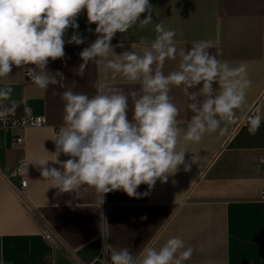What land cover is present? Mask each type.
Listing matches in <instances>:
<instances>
[{
  "label": "crops",
  "instance_id": "1",
  "mask_svg": "<svg viewBox=\"0 0 264 264\" xmlns=\"http://www.w3.org/2000/svg\"><path fill=\"white\" fill-rule=\"evenodd\" d=\"M149 2L152 23L143 29L136 25L117 33L111 43L124 45L115 48L117 54L131 50L141 37L151 43L156 35L155 23L161 20L166 28L176 31L178 50L191 48L193 42L211 40L214 47L209 51L219 60L233 66L245 62L248 66L252 85L245 105L235 110V116H244L252 109L264 116V0ZM77 23L79 28H69L65 39L75 31L84 42L66 43L65 57L48 65L49 70L63 74L64 78L56 77L57 84L40 89L25 80L24 68L14 67L6 78L13 93L11 100L3 103L11 105L14 100L17 104L7 119L20 118L28 110L43 117L46 126L21 131L4 129L0 123V264H91L101 252V233L108 235L107 243L113 247L128 248L133 254L150 241L159 247L169 237L178 236L185 248L193 249L185 264H264V203L260 201L264 189V122L255 134L247 125L230 136V125L222 122L220 129L206 134L199 143L181 140L178 148L188 151L185 161L190 170L180 165L166 183L157 180L151 190L140 185L139 198L117 190L104 194L101 204L100 194L91 188L77 193L50 188L34 162L51 159L49 153L55 151L52 139L64 122V102L59 94L71 89L93 95L99 77L93 62L80 68L83 61L79 56L97 38L96 25L88 24L86 11L78 16ZM132 50L142 54L140 47ZM178 63L179 57L166 60L164 74L177 70ZM99 78L106 87L122 89L126 94L140 88L122 76L113 79L111 73ZM182 88L172 86L170 95L180 110L179 126L186 130L193 113L187 108L191 101ZM131 108L129 97L130 117ZM19 137L23 143L16 145ZM193 156L196 163H191ZM21 158L27 163L23 195L19 179L12 176ZM59 159L68 157L62 154ZM49 164L59 167L51 161ZM145 192L147 195H143ZM44 231L53 233L57 248L42 237Z\"/></svg>",
  "mask_w": 264,
  "mask_h": 264
},
{
  "label": "clouds",
  "instance_id": "2",
  "mask_svg": "<svg viewBox=\"0 0 264 264\" xmlns=\"http://www.w3.org/2000/svg\"><path fill=\"white\" fill-rule=\"evenodd\" d=\"M85 11L88 24L96 25L97 38L79 53L83 61L80 68L93 62L99 77L111 73L113 79L122 76L140 88L126 94L122 89L106 87L98 77L93 95L71 89L60 93L64 122L52 139L55 151L49 153L51 159H40L34 165L39 166L50 188L59 193L91 188L100 194L101 204L104 194L117 190L139 198L140 185L151 190L157 180L166 183L180 165L190 170L185 161L188 151L178 148L181 140L199 143L206 134L220 129L222 122L234 120L235 110L245 105L252 85L248 66L219 60L209 51L214 47L211 40L178 50L177 33L166 28L163 20L155 23L151 43L141 37L131 50L117 54L115 48L124 47L123 43H111L117 33L152 23L149 0H0V121H6L17 107L14 100L11 105L3 103L11 100L13 87L6 78L14 67L26 69L31 82L40 89L57 84V76L64 78L48 65L65 57L66 43L84 42L75 31L67 40L65 36L69 28H79L77 18ZM137 47L142 54L132 50ZM177 57L178 69L165 75V61ZM172 86H183L184 95L191 101L187 108L193 115L186 122V130L179 126L180 110L170 95ZM194 88L198 90L189 91ZM262 122L264 116L259 113L249 116V132L255 134ZM62 154L68 159L61 161ZM50 161L59 167L51 166ZM196 162L193 156L191 163ZM101 237V254L91 264H185L193 252L178 236L169 237L159 247L150 241L135 254L107 243V234L101 233Z\"/></svg>",
  "mask_w": 264,
  "mask_h": 264
},
{
  "label": "built area",
  "instance_id": "3",
  "mask_svg": "<svg viewBox=\"0 0 264 264\" xmlns=\"http://www.w3.org/2000/svg\"><path fill=\"white\" fill-rule=\"evenodd\" d=\"M24 78L27 81H30L29 77L27 76L26 72L24 73ZM257 114L255 109H252L248 114L244 116H235L232 122H226L230 125V136L234 135L239 129L245 127L248 124L249 116ZM2 127L4 129H18L24 131L28 128H41L46 126V120L43 117H38L32 115L28 110H25V113L20 118H13L7 119L6 121H0ZM16 145H21L23 143V138L19 137L16 139ZM262 166H264V160L261 161ZM26 170H27V163L24 158H21L18 162V165L15 171L12 173V176L17 177L19 179L20 184V193L23 195L26 189ZM260 201L264 203V189L260 192ZM42 237L50 243L54 248L57 246L54 243V235L51 231H44L42 232ZM104 241L102 240L101 249L103 246ZM101 254V252H100ZM99 262V261H98ZM64 264V263H60Z\"/></svg>",
  "mask_w": 264,
  "mask_h": 264
}]
</instances>
